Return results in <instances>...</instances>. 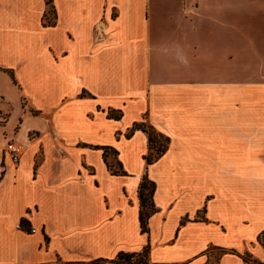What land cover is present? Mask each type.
<instances>
[{
	"label": "crops",
	"instance_id": "crops-1",
	"mask_svg": "<svg viewBox=\"0 0 264 264\" xmlns=\"http://www.w3.org/2000/svg\"><path fill=\"white\" fill-rule=\"evenodd\" d=\"M51 7L0 0V264H120L146 247L148 264L264 263V143L237 140L264 139V0ZM141 122L170 139L149 166L147 135L127 136ZM239 169L261 172L227 181Z\"/></svg>",
	"mask_w": 264,
	"mask_h": 264
},
{
	"label": "trees",
	"instance_id": "trees-1",
	"mask_svg": "<svg viewBox=\"0 0 264 264\" xmlns=\"http://www.w3.org/2000/svg\"><path fill=\"white\" fill-rule=\"evenodd\" d=\"M47 5L51 7L52 0H46ZM52 8V7H51ZM49 15H51V12H47L44 16V24L45 25H52V22L48 20ZM85 93L82 94L84 96ZM122 117L121 111H110L109 112V118L120 120ZM136 131H142L144 132L148 137V147L149 151L147 155L145 156V160L147 165H152L154 162H156L168 149L170 139L161 133L157 132L151 125H148L146 122L141 123H135L132 128L129 129L127 136L131 137ZM160 139V140H159ZM163 140V141H161ZM104 150V158L107 163V159L109 156L113 153L110 148L105 147ZM108 168L112 171V173H116L113 170L112 165L107 163ZM150 190L146 193V190ZM155 191V184L150 182L147 177H145L140 185L139 190V197L141 201V210H140V222H141V228L142 232L146 233L148 231L147 229V223L149 217L155 212L154 206H153V195ZM151 200L150 206L147 205V201ZM21 227L25 228V221H21ZM148 255H149V247L144 248V250L140 253H120L118 257L116 258V262L120 264H148ZM245 261L247 264H264L261 262H258L251 257H246ZM96 264H101V261H96Z\"/></svg>",
	"mask_w": 264,
	"mask_h": 264
},
{
	"label": "rangeland",
	"instance_id": "rangeland-1",
	"mask_svg": "<svg viewBox=\"0 0 264 264\" xmlns=\"http://www.w3.org/2000/svg\"><path fill=\"white\" fill-rule=\"evenodd\" d=\"M50 11H52L51 8H50ZM50 19L53 20V14L50 17ZM16 113H17V110L14 109L13 110V119H14V116H15ZM33 124H37V123L33 122ZM31 125H32V123H31ZM242 130H245V131L242 132V134H243L242 137L240 139H237L240 142L239 145H240L241 149H248L249 146H252V145H256V146L263 145V143H264V139L263 138H260V137L249 138L248 137L247 128H242ZM30 136H33V133L30 134ZM14 139L16 140V138H14ZM161 141H163V140H161ZM110 156H111L110 161H111V163L114 164V162H115L114 156L115 155L112 153ZM258 158L261 160V162H264V152H262V151L258 152ZM40 159L41 158L38 157L36 159V162H39ZM260 172H261V170H249V169L224 170V173H225L226 177L228 178L227 181H232V180L236 181V180H238V181H240L241 185H243V186H248L249 183H250L249 179L251 177H253V174L254 173L259 174ZM257 179L259 181H264V170H262V174L261 175H258ZM148 187H149V189L146 190V193L150 190V185ZM150 204H151V200L149 199L147 201V205L150 206ZM263 238L259 239V242L261 244H263Z\"/></svg>",
	"mask_w": 264,
	"mask_h": 264
},
{
	"label": "built area",
	"instance_id": "built-area-1",
	"mask_svg": "<svg viewBox=\"0 0 264 264\" xmlns=\"http://www.w3.org/2000/svg\"><path fill=\"white\" fill-rule=\"evenodd\" d=\"M6 150L10 153L14 164L18 166L25 151L24 146L14 141H9ZM31 232L35 233V230L32 229Z\"/></svg>",
	"mask_w": 264,
	"mask_h": 264
}]
</instances>
